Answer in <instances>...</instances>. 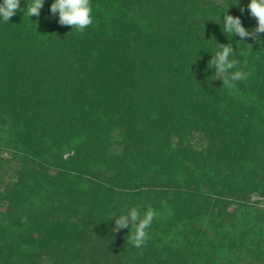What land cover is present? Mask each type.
<instances>
[{
  "label": "trees",
  "instance_id": "trees-1",
  "mask_svg": "<svg viewBox=\"0 0 264 264\" xmlns=\"http://www.w3.org/2000/svg\"><path fill=\"white\" fill-rule=\"evenodd\" d=\"M53 2L0 18V264H264V33L222 31L250 0H91L83 34ZM148 206L137 248L109 217Z\"/></svg>",
  "mask_w": 264,
  "mask_h": 264
},
{
  "label": "clouds",
  "instance_id": "clouds-1",
  "mask_svg": "<svg viewBox=\"0 0 264 264\" xmlns=\"http://www.w3.org/2000/svg\"><path fill=\"white\" fill-rule=\"evenodd\" d=\"M44 3L45 0H28L24 15L26 14L29 18L32 16L39 17ZM19 9L20 0H3L0 3V18L8 23ZM247 9L251 17L256 20V27L249 31L243 26L240 17L229 15L227 9L222 20L224 34L231 37L239 36L240 41H245L246 38L259 40V35L264 33V0H250ZM50 11L53 16L58 14V23L61 26H70L72 30L74 29L81 34L94 23L91 0H54L50 6ZM240 11L243 13L245 9L241 7ZM217 45L218 50L208 61V67L215 69V79H220L224 88L234 89L236 87L235 82L247 79L249 73L238 68L240 61L232 58L236 53L230 43H217ZM240 55H244V53L241 52ZM257 59H259V56ZM157 215V211L151 206H148L143 213L139 207H131L126 213L119 216L113 214L109 218L115 219L114 231L117 232L129 228V225H131L127 243L140 248L149 239L148 230Z\"/></svg>",
  "mask_w": 264,
  "mask_h": 264
},
{
  "label": "rangeland",
  "instance_id": "rangeland-1",
  "mask_svg": "<svg viewBox=\"0 0 264 264\" xmlns=\"http://www.w3.org/2000/svg\"><path fill=\"white\" fill-rule=\"evenodd\" d=\"M211 1L219 3V2H221L223 0H211ZM1 155H3V157H5V161H4V164H3V168L0 170V174L3 175L4 181L8 182L9 180H12V178L15 175L16 162L12 161L10 159V157L5 154V152L4 153H0V156Z\"/></svg>",
  "mask_w": 264,
  "mask_h": 264
}]
</instances>
